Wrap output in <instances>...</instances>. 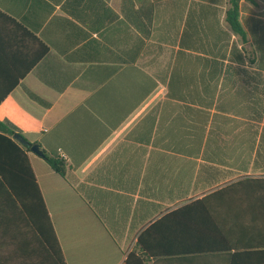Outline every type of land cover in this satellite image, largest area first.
Segmentation results:
<instances>
[{"label": "crops", "instance_id": "crops-1", "mask_svg": "<svg viewBox=\"0 0 264 264\" xmlns=\"http://www.w3.org/2000/svg\"><path fill=\"white\" fill-rule=\"evenodd\" d=\"M228 7L229 0H0V10L48 48L29 68L39 47L17 31L22 53L9 74L27 72L0 105V120L48 154H64L67 165L61 176L25 151L43 218L33 201L18 198L20 176L10 186L0 175V264H57V242L65 264H126L139 239L165 255L157 264H233V256L264 264V167L244 133L254 121L243 92L255 84L227 70L244 62L264 88V0L240 3L245 42L226 21ZM202 78L212 108L188 98L204 94ZM216 113L237 121L228 135L209 134ZM198 249L211 252L192 254Z\"/></svg>", "mask_w": 264, "mask_h": 264}, {"label": "trees", "instance_id": "trees-1", "mask_svg": "<svg viewBox=\"0 0 264 264\" xmlns=\"http://www.w3.org/2000/svg\"><path fill=\"white\" fill-rule=\"evenodd\" d=\"M241 1L242 0H229V7L226 12V21L229 24L233 34L240 37L242 41L245 42L247 39V34L240 22ZM19 30L26 33L39 47L38 52H35L34 57L32 58L29 68L34 66L48 54V48L46 45L40 42L32 33L25 29L15 19L0 10V105L7 98L10 92L17 86L20 78H22V76H24V74L27 72L26 69L15 78H12L9 74L10 66L15 67V61H18L19 54L22 53L17 49L18 44L17 40L15 39L18 33L17 31ZM232 50L235 59L242 62L238 56L240 54L239 49L236 46H233ZM238 66L239 68L229 65L227 70L232 69L233 73L235 74L242 73L248 77L247 80L243 79L242 77L240 79L242 82L250 84L252 80L255 84L251 89L245 90L243 92V99L248 110L247 114L249 115L250 119L254 121L253 123L249 124L244 133L249 152H255L256 162L261 163L264 167V88L261 91L258 89L259 87H257V82L258 84H262L261 81L257 80L256 73L251 75L252 72L244 68V62L242 65ZM258 66L260 69L264 70L263 64ZM258 74L260 75V73ZM199 82L204 94L188 98L195 104L199 103L200 105L212 108L215 97L209 93V89L211 87L210 82L205 78H202ZM189 83H192V81H189ZM173 84H175L174 77L170 81V87H172ZM28 95L32 100L36 101L40 105L44 107L50 106V103L43 100L35 93L28 91ZM201 115L202 121H208L211 116L210 111H202ZM212 117L209 134L211 136H216V138L220 137L222 134L228 135L230 131L233 130V128H230L229 124H234L237 122L235 119H230L229 117L219 113L214 114ZM16 134L17 133L14 129L7 127L0 120V175L4 178L5 182L11 186L13 183L12 179L14 178L12 175L17 173V176H20L19 179H21V182L24 185V192L20 193V191H18L17 193L18 198L33 201L34 208H40L39 216L42 215L43 218L47 213L45 204L36 183L28 156L25 153V151H30L34 144L29 143L26 139H24L23 136L18 134L23 140L22 144L24 146L21 148L12 138ZM217 146L219 147L218 144ZM42 151L44 153L42 158L49 164V166L61 176H65L67 166L65 161L55 155L48 154L44 150ZM26 187H28V190ZM35 215L37 216V213ZM51 248L57 257V264H65L59 243L57 242L55 249H53L52 246ZM200 250L201 249H198V251H194L192 254L211 252ZM159 258H165V255H155L153 252L149 251V249H146L143 245V241L139 239L137 248L128 254L126 264H148L151 259H154L157 264L159 262L156 260H159ZM238 260L239 259L237 256H233V264H237Z\"/></svg>", "mask_w": 264, "mask_h": 264}, {"label": "water", "instance_id": "water-1", "mask_svg": "<svg viewBox=\"0 0 264 264\" xmlns=\"http://www.w3.org/2000/svg\"><path fill=\"white\" fill-rule=\"evenodd\" d=\"M14 138L19 140L21 143H23V140L22 138H20V136L18 134L14 135ZM31 151L40 156V157H43L44 156V153L43 151L40 149L39 145L38 144H34L32 147H31Z\"/></svg>", "mask_w": 264, "mask_h": 264}, {"label": "rangeland", "instance_id": "rangeland-1", "mask_svg": "<svg viewBox=\"0 0 264 264\" xmlns=\"http://www.w3.org/2000/svg\"><path fill=\"white\" fill-rule=\"evenodd\" d=\"M236 135H239L237 132L233 134V140H234V143L237 144L239 142V137H237Z\"/></svg>", "mask_w": 264, "mask_h": 264}, {"label": "built area", "instance_id": "built-area-1", "mask_svg": "<svg viewBox=\"0 0 264 264\" xmlns=\"http://www.w3.org/2000/svg\"><path fill=\"white\" fill-rule=\"evenodd\" d=\"M60 158L64 160L65 159V155L62 154Z\"/></svg>", "mask_w": 264, "mask_h": 264}]
</instances>
